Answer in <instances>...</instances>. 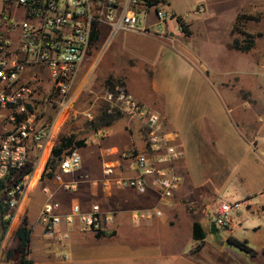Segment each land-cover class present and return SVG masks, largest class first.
I'll list each match as a JSON object with an SVG mask.
<instances>
[{
  "label": "crops",
  "instance_id": "1",
  "mask_svg": "<svg viewBox=\"0 0 264 264\" xmlns=\"http://www.w3.org/2000/svg\"><path fill=\"white\" fill-rule=\"evenodd\" d=\"M176 20L172 21L178 26ZM166 29L171 41L146 36L145 39L129 42L127 46H120L104 62H102L104 52L97 56L88 55L89 57L81 62L72 86L77 99L80 96L89 98L85 102L87 106L83 109L75 104L76 108H72L73 113L67 118L55 120L56 107L54 102L49 100L53 97L52 81L46 71L32 69L39 78V88L34 94L35 99L28 103L27 107L37 111L35 123L37 130H48L50 126L51 129L49 135L43 137L39 143L29 142L26 146L27 166H38L40 162L39 169L42 165V171H45L40 181L36 184L32 181L30 188H33L28 192V200L31 203L26 208V219L31 234L27 258L31 260V264H246L244 260L230 259L227 255L232 247L237 249L227 241V237L233 236L241 240L232 232L234 225L227 230L228 235L220 239V244L214 243L210 240L211 232L205 223L203 213L205 210L202 209L204 203L211 206L212 202H209L212 197H219V194L226 190L235 195L237 190L233 187L227 188L224 183L206 194L202 192V187L207 186L203 182L196 184L193 181L186 159L187 146L179 121L182 109L179 93L185 89L187 81L195 71H198L203 82H208L222 98L223 92L229 90L225 84H234L236 78L234 73L232 78H227L229 70L210 68L202 63L198 52L192 47L193 43L189 41L192 36L191 28L186 36L180 35V28L179 34L171 36L173 26L168 23ZM106 30L104 27L103 33L106 34ZM101 37L96 43L100 42L103 48L105 38L101 42ZM226 49L229 51L227 47ZM24 76L29 77V73H25ZM250 87L245 85V89L252 92ZM116 89H123L135 100L157 111L161 115L162 128L175 136L179 157L172 162V169L181 176V183L170 205H163L158 192L153 188L139 193L130 187L112 186L104 189L100 185L104 176V164L116 166L115 176L135 175L134 170L129 167V160L122 159L119 153L129 149L145 148V129L142 122L139 117H133L127 112L121 113L110 124L95 129L88 127L81 131L82 129L76 125L80 122L75 120L76 112L88 116V121H92L100 113L107 92ZM223 100L227 102L228 110L230 107L235 108V100L224 98ZM250 101L243 102V125L250 136L249 143L255 153L245 163L250 185L244 189L239 199L247 210L263 212L264 198L258 199V195L264 193V114L261 111L264 108V99L262 96H256V99ZM254 107L257 110H254ZM13 111L11 107L0 108L1 134L12 131L13 122L10 118ZM72 118L73 122L70 123ZM205 129L202 128L199 132ZM190 130L192 140L195 139L196 143L201 138L199 132L196 133L192 126ZM70 135H73V143L62 155L71 148L77 149L81 155V165L76 171L63 175L64 180L75 182L74 189L66 191L52 181L51 175L55 168L51 170L47 167V160L59 138ZM204 139L210 144L213 141L212 136ZM78 140H81L82 144L77 147L74 143ZM194 149L196 155L210 153L209 145L196 143ZM49 171L51 174H48ZM43 188L49 192H44ZM48 197L58 203L55 212L62 216L69 213L71 206L77 203L84 212H88L92 204H97L103 215L111 213L113 217L110 221L105 219L102 221V230L98 234L90 230H80L77 224L74 225L70 228L69 238L62 241L54 240L52 250L42 237L43 229L39 220V210ZM1 201L0 199V204ZM27 202L25 199L23 205L26 206ZM192 202L196 203V207L190 206ZM32 203L34 206L31 213ZM155 209H160L162 214L153 215ZM141 213L147 216L136 215ZM236 215L240 216L238 213ZM194 221L201 225L205 233L197 249L195 247L199 241L192 236ZM33 227L36 228L34 235ZM66 228L63 224L60 226L61 231ZM6 231L3 232L0 226V239H3ZM8 236L9 234L6 235L5 245L0 253V264H7ZM51 251H54V254ZM256 253L258 252L255 251Z\"/></svg>",
  "mask_w": 264,
  "mask_h": 264
},
{
  "label": "built area",
  "instance_id": "2",
  "mask_svg": "<svg viewBox=\"0 0 264 264\" xmlns=\"http://www.w3.org/2000/svg\"><path fill=\"white\" fill-rule=\"evenodd\" d=\"M167 5L163 0H0V108L14 109L10 118L12 131L0 133V182L10 171L20 172L15 182L1 190V200L7 209L15 210L13 214L6 212L4 215V220L8 221L6 235L14 231L13 221L28 197L32 180L36 184L45 172L42 165L38 175H35L37 166L27 170V144L39 143L51 129L50 126L48 130H37V111L27 107L39 88V78L32 69L46 71L52 81L53 97L49 100L56 107L55 120L67 118L72 115L74 78L81 62L101 37L103 28H107V40L125 31L171 41L166 24L177 17L166 9ZM202 10L199 6L193 14ZM178 28L181 29L179 24ZM25 73H29V77H25ZM105 100L109 103L108 112L122 110L139 117L145 129V148L119 153L122 159L129 160L135 175L115 176L116 166L104 164L100 185L104 189L130 187L139 193L153 188L163 205L172 204L181 183V176L172 169V162L179 157L175 136L162 128L161 115L157 111L135 100L123 89L107 92ZM80 165L78 150H67L52 171V181L63 190L74 189L75 182L64 180L63 175L76 171ZM43 191L49 192L46 188ZM190 206L196 207V203ZM211 208V223L230 229L241 202L217 197ZM57 209L58 203L48 197L39 210L44 236L57 241L69 238L70 228L76 224L80 230L98 233L102 230V221H110L113 217L111 213L103 215L97 204L84 212L74 203L64 216L56 213ZM152 214L160 216L162 211L155 209ZM136 215L147 216L144 213ZM62 224L67 227L63 231L60 230ZM6 235L0 239V253Z\"/></svg>",
  "mask_w": 264,
  "mask_h": 264
},
{
  "label": "rangeland",
  "instance_id": "3",
  "mask_svg": "<svg viewBox=\"0 0 264 264\" xmlns=\"http://www.w3.org/2000/svg\"><path fill=\"white\" fill-rule=\"evenodd\" d=\"M166 2L169 3L166 9L171 12L174 11L173 13L176 17H181L187 27V32L191 28L192 36L189 41L193 43L192 47L198 52V57L202 63L210 68L218 67L223 69L222 71L229 70L227 78H232V73H234L236 78L234 84L230 82H228L230 84H225V87L228 86L229 90L227 89L228 91L223 92V98L236 101L234 103L236 105L235 108L230 107V110H228L226 108L227 102L215 92L208 82H203L200 73L195 71L193 76L187 81L185 89L179 93L182 99L179 121L182 128V136L187 146L186 159L193 181L196 184L205 183L204 185L207 188L202 187L201 189L205 194L226 183V187L235 188L237 194H231L229 190H226L219 194V197L226 195L231 200H237L244 189L250 185V177L248 176L245 163L255 153L249 143L250 136L246 133L243 125V102L244 100L249 102L256 99V96H262L264 99V82L262 81V75H264V0H166ZM199 6L203 8L202 12L197 15L193 14V11ZM167 23L173 26L170 31L171 36L179 34L178 26L173 21L170 23L168 21ZM180 35L186 36L187 34L181 30ZM146 36L119 31L107 40L106 34L103 33L101 42L106 38L103 48L100 42L96 43L92 46L89 56H97L100 52V54L104 52L102 56V62H104L120 46H127L129 42L145 39ZM250 39L252 40V46L247 51L232 47L234 40L244 46L248 44ZM244 84L251 86L252 92L245 89ZM221 89L223 88L221 87ZM88 99L81 98V96L77 99L76 93H74L72 108L74 109L76 104L84 109L87 106L85 102ZM103 101L104 104L100 107V112L106 110L109 104L105 99ZM254 110H257V108L254 107ZM261 111L264 114V108ZM71 112L73 113V110ZM118 112L126 113L122 110H118ZM88 119V116H83V114L76 112L75 120L80 121L76 125L82 129L81 131L89 127ZM71 122H73V118ZM191 126L196 133L200 129L206 128L203 132L198 133L201 138L196 143L209 145V154H195L194 145L196 143L195 139L192 140L191 137ZM208 136L213 137L211 144L204 139ZM19 174L20 172L17 173V175ZM36 175H38V172ZM216 198L217 196L212 197L209 203ZM261 198H264V193L258 195V199ZM0 199H2L1 189ZM26 201L28 202L19 213L18 221L23 216H26V208L31 203L28 197ZM206 205L207 203H204L202 209L205 210L203 212L206 219L205 223L210 231L209 225L213 212L211 206L207 205L206 207ZM33 206L34 203H32L30 208L31 213L33 212ZM6 212L13 214L15 210L6 209ZM238 214L240 216L234 215L232 232L241 240H246L247 245L258 253L251 255L239 248L232 247L231 252H228L227 255L230 256V259L244 260L246 264H264V211L247 210L246 206L242 204ZM216 228L218 229L217 232L210 233L209 236L211 241L220 244V239L228 235L227 230L229 229ZM35 232L36 228L33 227V235ZM42 237L53 250L54 239L44 236L43 232ZM16 246L17 240L11 231L8 236L7 251L12 250V257L9 260L6 259L7 264H17ZM51 252L54 254V251ZM56 259L60 260L59 257H56Z\"/></svg>",
  "mask_w": 264,
  "mask_h": 264
},
{
  "label": "trees",
  "instance_id": "4",
  "mask_svg": "<svg viewBox=\"0 0 264 264\" xmlns=\"http://www.w3.org/2000/svg\"><path fill=\"white\" fill-rule=\"evenodd\" d=\"M166 1V0H163ZM177 21L179 23V25L181 26V30H183L184 32H186V34H188L187 32V27L184 23V21L181 19V17L177 16ZM252 46V40L250 39L247 45H240V43L237 40H234L232 43V47L234 49H238V50H242V51H247L250 47ZM121 115L120 112L116 111V112H108L107 109L106 110H102L100 112L99 115H97L95 117V119H93L92 121H90L88 123L90 128H97L99 126L102 125H107L110 124L113 120H115L116 118H118ZM73 143V135L70 136H61L59 138V142L52 148L50 156L47 160V167H49L51 170H53L57 164L59 163V160L62 157V153L64 152V150H66L67 148H69L70 145H72ZM75 146H80L82 144L81 140L75 141ZM31 167H28L27 170L29 171ZM17 172L14 171H10L7 175V177L5 178L4 181L0 182V189L4 190L5 188L9 187L10 184H12L13 182H15L17 180L18 175H16ZM48 174H51L50 171L48 172ZM24 206V205H23ZM22 206V209H23ZM6 205L3 201H1L0 204V226L3 230V232L6 231L7 228V223L8 221L4 220V215L6 212ZM21 209V211H22ZM19 220V215L17 218V221L15 223V226L12 228L14 237L17 240V246L15 248L16 253L18 255V259H17V264H31V260H29L27 258V255L29 253V242H30V234H31V229L28 227L27 225V219L26 216H23L21 218V220L18 222ZM100 233V232H98ZM97 233V234H98ZM192 236L193 239H195L196 241H199V244L196 245V249L200 246V243L202 242V240L205 237V233L203 228L201 227V225L194 221L192 224ZM227 241L232 244L233 246L251 254L254 255L255 254V250L252 249L251 247H249L247 245V242L245 240H239L233 236H228L227 237ZM263 252H264V248H263ZM12 257V250H8L6 252V259L9 260Z\"/></svg>",
  "mask_w": 264,
  "mask_h": 264
},
{
  "label": "bare ground",
  "instance_id": "5",
  "mask_svg": "<svg viewBox=\"0 0 264 264\" xmlns=\"http://www.w3.org/2000/svg\"><path fill=\"white\" fill-rule=\"evenodd\" d=\"M39 165H40V162H39V164H38V166H37V168H36L35 174H36V172H37L38 169H39ZM32 181H33V180H32ZM31 184H32V182H31ZM31 184H30V185H31ZM24 202H25V200L22 202V204H21V206H20V208H19V211H18V213H17V216H16V218H15L14 221H13L12 228L15 226V223H16V221H17L18 215H19V213H20V210H21V208H22Z\"/></svg>",
  "mask_w": 264,
  "mask_h": 264
},
{
  "label": "water",
  "instance_id": "6",
  "mask_svg": "<svg viewBox=\"0 0 264 264\" xmlns=\"http://www.w3.org/2000/svg\"><path fill=\"white\" fill-rule=\"evenodd\" d=\"M217 228L215 227V225H214V223L212 222V223H210V232L211 233H215V232H217Z\"/></svg>",
  "mask_w": 264,
  "mask_h": 264
}]
</instances>
